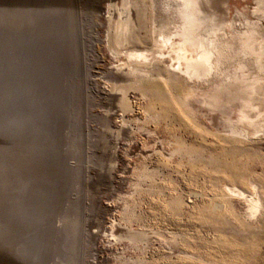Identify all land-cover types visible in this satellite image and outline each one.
I'll return each instance as SVG.
<instances>
[{
  "label": "rangeland",
  "instance_id": "obj_1",
  "mask_svg": "<svg viewBox=\"0 0 264 264\" xmlns=\"http://www.w3.org/2000/svg\"><path fill=\"white\" fill-rule=\"evenodd\" d=\"M164 1L0 0V264H264V0L213 1L202 79Z\"/></svg>",
  "mask_w": 264,
  "mask_h": 264
},
{
  "label": "bare ground",
  "instance_id": "obj_2",
  "mask_svg": "<svg viewBox=\"0 0 264 264\" xmlns=\"http://www.w3.org/2000/svg\"><path fill=\"white\" fill-rule=\"evenodd\" d=\"M213 1L214 0H181V5L178 10L182 23L179 29L175 31V33H171L173 34L171 37L168 35L164 38V35H161V39L158 42L160 47L170 48V50L175 53L174 58L176 59V67L174 68H177V70L179 69L191 79H202V77L209 76L215 69L219 68L218 65L221 62L216 38L207 36V38H202L197 33L198 29L206 22L205 20L207 18H210L213 29H215V15L211 14L214 7ZM170 3L169 0L164 1L165 10H171L172 5ZM243 35L244 48L242 52L244 54H255L256 62L261 67L264 47L262 46L259 51H256L253 46L254 31H252V29L246 30ZM136 56H142L143 59L147 58V55L141 54V52ZM162 57L164 58V55ZM258 89L253 93H257Z\"/></svg>",
  "mask_w": 264,
  "mask_h": 264
}]
</instances>
